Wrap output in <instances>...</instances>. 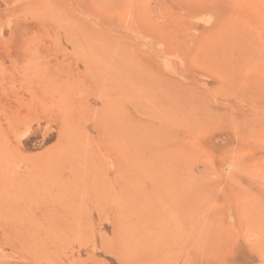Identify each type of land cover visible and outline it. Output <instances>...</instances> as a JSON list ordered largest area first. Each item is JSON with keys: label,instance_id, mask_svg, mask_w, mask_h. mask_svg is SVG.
<instances>
[{"label": "rangeland", "instance_id": "374dc122", "mask_svg": "<svg viewBox=\"0 0 264 264\" xmlns=\"http://www.w3.org/2000/svg\"><path fill=\"white\" fill-rule=\"evenodd\" d=\"M0 264H264V0H0Z\"/></svg>", "mask_w": 264, "mask_h": 264}]
</instances>
